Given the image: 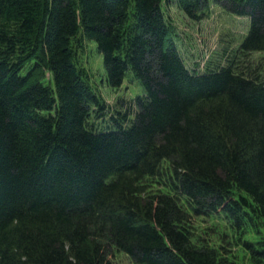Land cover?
Instances as JSON below:
<instances>
[{
  "label": "trees",
  "instance_id": "trees-1",
  "mask_svg": "<svg viewBox=\"0 0 264 264\" xmlns=\"http://www.w3.org/2000/svg\"><path fill=\"white\" fill-rule=\"evenodd\" d=\"M209 1L0 0V264H228L194 218L261 235L264 78L234 57L190 70L164 10L200 21ZM214 2L249 20L238 51L264 52V0ZM85 41L111 89L144 94L108 106ZM244 245L264 264V240Z\"/></svg>",
  "mask_w": 264,
  "mask_h": 264
},
{
  "label": "rangeland",
  "instance_id": "rangeland-1",
  "mask_svg": "<svg viewBox=\"0 0 264 264\" xmlns=\"http://www.w3.org/2000/svg\"><path fill=\"white\" fill-rule=\"evenodd\" d=\"M168 19L175 27V40L187 67L192 71L204 73L210 66L217 68L226 65L234 57L242 68L261 74L264 78V52L243 55L239 46L249 31V20L230 14L221 5L209 1L206 14L200 21L188 18L174 2L164 4ZM79 64L89 74V81L104 102L112 109L122 99L125 102L144 94L142 85L130 75L121 89H111L107 84V73L103 56L93 42L85 41L79 51ZM49 76V74H48ZM151 190L159 186L151 183ZM150 191V189H149ZM196 236L209 247L215 249L228 264H252L251 255L244 245L264 240L252 232L234 233L224 217L194 218ZM111 264H135L128 256L115 250L110 251Z\"/></svg>",
  "mask_w": 264,
  "mask_h": 264
}]
</instances>
